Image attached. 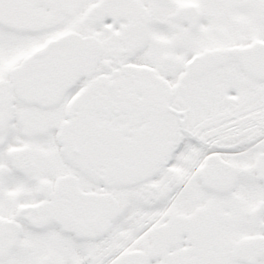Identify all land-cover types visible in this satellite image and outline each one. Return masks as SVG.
Wrapping results in <instances>:
<instances>
[{"label":"snow or ice","instance_id":"6c2138e0","mask_svg":"<svg viewBox=\"0 0 264 264\" xmlns=\"http://www.w3.org/2000/svg\"><path fill=\"white\" fill-rule=\"evenodd\" d=\"M0 264H264V0H0Z\"/></svg>","mask_w":264,"mask_h":264}]
</instances>
